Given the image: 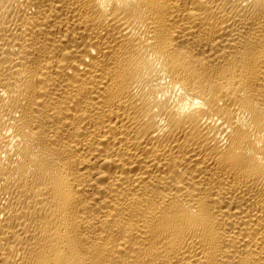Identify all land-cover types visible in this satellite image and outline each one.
Instances as JSON below:
<instances>
[{
    "label": "bare ground",
    "instance_id": "obj_1",
    "mask_svg": "<svg viewBox=\"0 0 264 264\" xmlns=\"http://www.w3.org/2000/svg\"><path fill=\"white\" fill-rule=\"evenodd\" d=\"M0 264H264V0H0Z\"/></svg>",
    "mask_w": 264,
    "mask_h": 264
}]
</instances>
